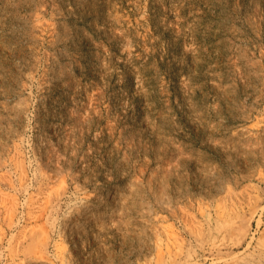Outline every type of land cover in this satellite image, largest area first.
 Wrapping results in <instances>:
<instances>
[{
    "label": "rangeland",
    "instance_id": "1",
    "mask_svg": "<svg viewBox=\"0 0 264 264\" xmlns=\"http://www.w3.org/2000/svg\"><path fill=\"white\" fill-rule=\"evenodd\" d=\"M0 264H264V0H0Z\"/></svg>",
    "mask_w": 264,
    "mask_h": 264
}]
</instances>
